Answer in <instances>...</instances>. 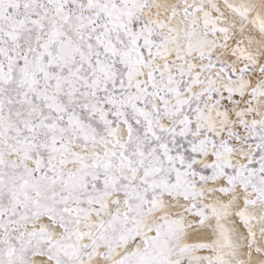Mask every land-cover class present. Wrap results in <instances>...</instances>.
I'll use <instances>...</instances> for the list:
<instances>
[{"label": "snow or ice", "instance_id": "6c2138e0", "mask_svg": "<svg viewBox=\"0 0 264 264\" xmlns=\"http://www.w3.org/2000/svg\"><path fill=\"white\" fill-rule=\"evenodd\" d=\"M0 264H264V0H0Z\"/></svg>", "mask_w": 264, "mask_h": 264}]
</instances>
